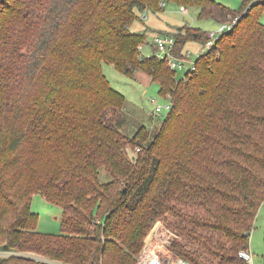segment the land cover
Wrapping results in <instances>:
<instances>
[{
    "label": "trees",
    "instance_id": "16d2710c",
    "mask_svg": "<svg viewBox=\"0 0 264 264\" xmlns=\"http://www.w3.org/2000/svg\"><path fill=\"white\" fill-rule=\"evenodd\" d=\"M173 1L219 23L250 2ZM160 2L0 0V249L41 257L0 264H134L157 220L185 238L170 248L192 264H247L239 253L264 202V1L181 78L130 29ZM165 33L180 56L208 39L188 25ZM104 61L170 96L155 133L121 130L126 97ZM36 193L63 209L59 235L37 229Z\"/></svg>",
    "mask_w": 264,
    "mask_h": 264
},
{
    "label": "rangeland",
    "instance_id": "374dc122",
    "mask_svg": "<svg viewBox=\"0 0 264 264\" xmlns=\"http://www.w3.org/2000/svg\"><path fill=\"white\" fill-rule=\"evenodd\" d=\"M217 1L228 5L232 9H238L243 2V0ZM164 3L158 11H153L151 8L143 12L136 10L137 18L130 25V29L136 32L146 31L148 33L146 42L140 46L142 54L150 55L154 53L155 37L160 32H174L177 28L188 25L198 27L202 31L209 33L216 31L221 24L211 18H199L198 6H187L188 11L184 12L182 5L173 0H164ZM260 20L264 23V10L260 13ZM203 45V43L198 41L186 43L184 48L186 51L190 50L192 52V61L196 60ZM103 71L110 84L126 97L125 107L122 110L124 122L121 130L132 135L140 126L147 125L152 134L155 133L161 126V121L168 114L167 111H164L161 115L155 113V105L152 98H155L159 104H164L167 101L166 97L159 93V84L151 81L149 76L142 71H138L134 77H129L117 70L108 61L103 62ZM186 71L187 68L178 69L177 77H183ZM128 149L129 151L130 149L134 150L129 147ZM109 178L106 172L102 171V179L106 181ZM32 209L39 216L37 229L40 232L53 235H59L63 232V209L60 206L48 201L41 193H36L33 196ZM180 239L185 240L183 236L172 231L162 220H157L146 235L143 248L137 260L143 252L151 251L174 257L176 254L172 252L170 247L174 240ZM249 250L253 255V264H264V202L258 209L251 231ZM11 255L41 258L40 256L17 250L2 251L0 249V259ZM206 264H218V261L208 258Z\"/></svg>",
    "mask_w": 264,
    "mask_h": 264
},
{
    "label": "built area",
    "instance_id": "2783aa9c",
    "mask_svg": "<svg viewBox=\"0 0 264 264\" xmlns=\"http://www.w3.org/2000/svg\"><path fill=\"white\" fill-rule=\"evenodd\" d=\"M252 1H264V0H250L247 7L243 10L244 12H241L240 14L231 17L228 21L221 22L219 28L216 31L209 32L208 39L204 44L203 48L201 49V51L199 52L198 56L203 52H205L206 50L210 49L222 34L229 32L233 29V27L237 24L239 19H241L242 14L247 12L251 8ZM164 4H165L164 2H161L162 6ZM182 10L184 12L188 11L187 7L185 6H182ZM155 44L157 47L155 50L156 55L162 59L167 60L171 69L183 70L187 68V71L194 69L195 61H192L191 59L192 52L190 50L186 51L183 56L177 54L176 38L174 37V35L160 34L155 37ZM166 99L167 101L164 104H159L155 98H152V101L155 105L156 114L161 115L164 111L169 112L171 110L172 102L170 96H167ZM137 150H139V148H137L136 151ZM136 151L131 150L130 154L134 155ZM239 255L247 262V264H253V255L249 249L241 250ZM134 264H192V263L186 259L179 257L178 255L173 257L170 255H164L158 252L151 251V252H143V254H141L139 259Z\"/></svg>",
    "mask_w": 264,
    "mask_h": 264
},
{
    "label": "crops",
    "instance_id": "0c3cea01",
    "mask_svg": "<svg viewBox=\"0 0 264 264\" xmlns=\"http://www.w3.org/2000/svg\"><path fill=\"white\" fill-rule=\"evenodd\" d=\"M165 34H168V33H165ZM156 36H158V35H156Z\"/></svg>",
    "mask_w": 264,
    "mask_h": 264
}]
</instances>
